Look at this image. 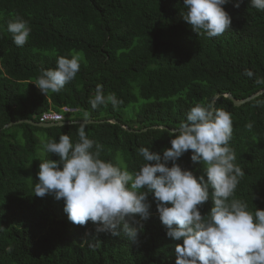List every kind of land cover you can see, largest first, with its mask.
<instances>
[{
    "label": "trees",
    "instance_id": "obj_1",
    "mask_svg": "<svg viewBox=\"0 0 264 264\" xmlns=\"http://www.w3.org/2000/svg\"><path fill=\"white\" fill-rule=\"evenodd\" d=\"M223 8L231 29L209 38L183 20V0H0V264H175L181 241L167 237L151 194L152 215L135 242L123 233H97L92 221L73 224L63 200L34 195L40 165L36 132L57 142L68 134L76 142L75 122L85 112L96 121L85 131L102 145L101 159L115 164L120 154L130 172L143 163L140 147L162 156L171 146L167 129L155 126L178 128L196 103L231 113L230 146L245 172L235 198L249 210H264V94L240 107L227 97L244 100L264 90L257 82L264 80V11L250 7L249 0H228ZM16 17L31 28L22 47L7 30ZM73 54L83 57L80 70L59 93L46 95L33 83L42 70L56 67L57 57ZM245 69L254 75L245 76ZM97 84L122 103L92 109ZM64 107L77 110L66 116L69 125L5 128L39 122L45 112ZM190 157L191 150L177 163L203 175V165ZM44 159L59 158L45 152ZM211 207L210 190L201 214Z\"/></svg>",
    "mask_w": 264,
    "mask_h": 264
},
{
    "label": "clouds",
    "instance_id": "obj_2",
    "mask_svg": "<svg viewBox=\"0 0 264 264\" xmlns=\"http://www.w3.org/2000/svg\"><path fill=\"white\" fill-rule=\"evenodd\" d=\"M226 3L228 0H183L185 11L181 15L198 35L218 37L231 29V17L223 8ZM249 3L264 11V0ZM7 30L13 43L21 47L31 33L22 17L10 21ZM82 59L80 54L59 56L56 67L42 70L33 83L46 95L59 93L75 79ZM244 75L251 78L254 73L245 69ZM89 102L92 109L109 104L116 108L122 103L114 93L105 95L100 84ZM89 122L85 112L76 142L61 134L58 142L52 139L44 143L43 150L59 159L41 160L35 196L63 200V210L73 224L83 226L92 221L98 224L97 233H123L135 242L143 222L152 215L151 194L167 237L181 241L175 246V264H264V210H249L246 201L235 198L245 172L235 163L236 153L230 146L231 113L196 103L178 128L167 130L171 146L162 156L147 147L138 149L143 163L134 172L128 171L122 158L115 164L101 159L102 145L86 135ZM246 128L251 130L253 123H247ZM189 150L191 161L203 165V175L196 176L177 163ZM210 190L213 207L202 215L200 209Z\"/></svg>",
    "mask_w": 264,
    "mask_h": 264
},
{
    "label": "water",
    "instance_id": "obj_3",
    "mask_svg": "<svg viewBox=\"0 0 264 264\" xmlns=\"http://www.w3.org/2000/svg\"><path fill=\"white\" fill-rule=\"evenodd\" d=\"M263 94H264V90H262V91H260V92H258L256 94H254L251 97H249L247 99H244V100H236V99L233 98L232 95H227V97L233 101V103H234V105L236 107H240V106H242V105H244V104H246V103H248V102L256 99L257 97H259V96H261ZM218 98H219V95H217L215 97V100L218 99ZM213 104H215V101L213 102ZM89 121H90L89 124H92V123H95L96 122V121H93L91 119ZM102 122H105V121H102ZM110 122L113 123V124H116L117 123L116 120H111ZM75 123L76 124H80L81 121L80 122H75ZM17 124H29V125H32V126H36V127H39V128H45V129H47V128H53V127H62V126H65V125H69V123H67V122H62V126H60V123H47V124H42V123H39V122L23 120V121H20V122L10 123V124L6 125L5 128H10V127H13L14 125H17ZM157 128L167 129L168 130L167 127H163V126H161V127L155 126L154 127V129H157ZM125 129L128 130V131H131L127 127H125ZM0 132H1V129H0Z\"/></svg>",
    "mask_w": 264,
    "mask_h": 264
},
{
    "label": "built area",
    "instance_id": "obj_4",
    "mask_svg": "<svg viewBox=\"0 0 264 264\" xmlns=\"http://www.w3.org/2000/svg\"><path fill=\"white\" fill-rule=\"evenodd\" d=\"M75 112H76L75 109H71L68 107L62 108L61 112H56L51 110L49 112H45L44 114H42V116L39 119V122L42 124L60 123L61 121L65 122L66 116L68 114H73Z\"/></svg>",
    "mask_w": 264,
    "mask_h": 264
},
{
    "label": "rangeland",
    "instance_id": "obj_5",
    "mask_svg": "<svg viewBox=\"0 0 264 264\" xmlns=\"http://www.w3.org/2000/svg\"><path fill=\"white\" fill-rule=\"evenodd\" d=\"M73 55H75V54H73ZM126 113L128 114V111ZM36 138L38 141L37 154H38V157H39V160L41 163L42 162L41 160H43L45 158V151L43 150V145H44V143L49 141V138H48L47 134L43 131H37L36 132ZM117 156L119 158H121L120 154H118Z\"/></svg>",
    "mask_w": 264,
    "mask_h": 264
}]
</instances>
